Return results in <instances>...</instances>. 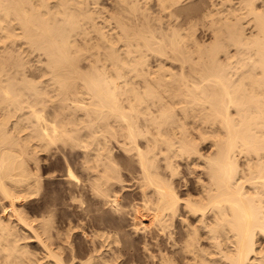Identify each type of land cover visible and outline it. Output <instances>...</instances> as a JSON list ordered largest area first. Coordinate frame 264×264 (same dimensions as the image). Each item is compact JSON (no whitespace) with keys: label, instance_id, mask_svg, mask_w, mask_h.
<instances>
[{"label":"bare ground","instance_id":"obj_1","mask_svg":"<svg viewBox=\"0 0 264 264\" xmlns=\"http://www.w3.org/2000/svg\"><path fill=\"white\" fill-rule=\"evenodd\" d=\"M90 1L0 0V47L11 48L8 66L0 59V264L128 261L127 238L116 229L88 232L75 220L55 228V208L31 220L18 207L40 194L37 154L54 149L78 206L89 207V190L118 220L133 216L135 233L165 237L168 247L153 243L150 264H264V0H210L197 28L211 41L187 25L176 43L157 32L159 41L148 19L136 29L120 15L118 27L106 29ZM159 1L172 13L182 0ZM191 43L197 62L184 47ZM30 49L45 57L39 73L26 68ZM149 51L191 69L177 75L167 59L154 68ZM79 157L85 181L73 167ZM182 161L193 173L202 168L195 185L181 182ZM132 190L137 196L126 202ZM79 227L90 238L85 258L72 239ZM143 236L147 249L153 240ZM31 238L41 255L29 248Z\"/></svg>","mask_w":264,"mask_h":264},{"label":"rangeland","instance_id":"obj_2","mask_svg":"<svg viewBox=\"0 0 264 264\" xmlns=\"http://www.w3.org/2000/svg\"><path fill=\"white\" fill-rule=\"evenodd\" d=\"M95 1L98 2V0H95ZM137 1L136 0H130V3L128 5H126V6H124L126 8H123V4H121L118 0H99V2H98L99 5L97 4V2L94 3V1H93L92 2L93 4L91 3L92 4L91 6H93L92 10L95 7L94 8V12H97V14H98V18H96L98 24L100 23V24H102V26L105 25L107 27L106 29H109V30H111L112 28H114V29L116 28V25H117L116 22L118 23L117 18H118V16L122 15V19L125 20V21L128 20L127 22L130 23L129 25H131V26L135 25L136 29L147 28L146 25H147L148 22H149V26L150 25L152 26V24H153L152 28L154 30L153 29L152 30L154 31V33L156 31V36L159 38V41H161L162 39L164 41H166V39H167L166 42H168L170 40V38L172 37L171 40L174 38V40H175L174 43H176L177 42L176 39L179 40L181 38L180 35H182L187 29H189L191 27L195 31L194 33L197 36L198 40H200V37H204L202 39H206L207 41L208 40L211 41L210 40L211 39V35L210 36H206V37L205 36H201L203 34V32H202L201 29H198V28H201L200 25H198V24H200V22H198V20H200V19H198V18H200L203 8L205 6H207L206 4H208L210 0H207V1H205V0H182L179 5H176V6L173 5L172 6V13H169V12L164 11L163 9H161V7H160L161 5H159V3H160L159 0H139L138 2ZM219 1L220 0H217V2H219ZM210 2L211 3H214V2L216 3V0H211ZM133 3H134V5H133ZM211 3H209L208 5H210ZM95 4H97V5H95ZM116 4H117V6H116ZM133 6H135L137 9L134 10ZM146 6L148 8L147 10H146ZM139 8H140L141 11L139 10ZM123 9H127V10H123ZM116 10H118V11H116ZM171 14H173V15H171ZM114 16H115V18H114ZM124 16H126V17L124 18ZM146 19H148L149 21H147ZM109 20H110V22H108L109 24H105ZM145 20L147 22H145ZM101 21L102 22L105 21V22L102 23ZM140 21H142V22H140ZM138 22L140 24H142L143 27L139 26L140 28H138V25H140ZM143 22L146 23L145 26H144L145 23L143 24ZM135 23H138V24H135ZM190 23H192V24L196 23L197 26L196 25H192ZM187 25L189 26V28H188ZM117 27H118V25H117ZM155 27H156V29H155ZM157 27H159V28H157ZM179 28H181V29H179ZM184 28H185V30H184ZM176 29H177V31H174ZM196 29H197V33H196ZM159 30L161 32H159ZM180 30H182V31H180ZM157 32H158V34L160 33L159 36L161 35V38L163 37L162 39L158 36ZM165 32H166V36H164ZM168 33H169V35H167ZM180 33H182V34H180ZM185 33L182 35L183 37H184ZM170 34L172 35L171 37H170ZM171 40L169 42H171ZM200 41L202 42V40H200ZM187 44H189V43H187ZM187 44H186V46H184L185 49H187V51H188V48H189V50H192L191 55L197 56L196 58L192 56L193 59L195 58L196 60L195 59L194 60L197 62L198 54L196 52L197 50H195L196 48H194L195 47L194 44L193 43L190 44L191 46L193 45L192 49L190 47H188L190 45H187ZM0 45H3V44L0 43ZM174 45H176V44H174ZM3 49H5L3 46H2V48L0 47V52L2 50V52L5 53V55L1 52L2 54H0V59L2 57H3L1 59L2 61L4 59H6V60H4L2 62V65L4 64V66H6V64H7V57L6 56H9V52H10L11 48L10 49H5V50H3ZM6 50L7 51L9 50V51L7 52ZM30 50H32V49H30ZM30 50L27 51V54L25 53L26 55L29 54L28 55L29 57L26 56L25 54L23 55V57L25 59L24 60L25 63H27L26 60H28V58H29V60L31 59V61L30 62L28 61V63L26 64L27 65L26 68L32 66L33 68H31V71L34 72V73H36V72L39 73L38 67H40L41 65L46 64L45 57H44V59L42 61L43 55L41 57L39 56L40 51L38 52L37 50H32V51H30ZM193 50H194V53H193ZM6 53H8V55ZM189 53H190V51H189ZM149 54H150L149 55L150 65H152V66L155 65V67L153 66L154 68H157L158 64H160L161 62L164 63V61L167 59L164 64L167 65L168 69L172 68L173 71H175V73H177V75H180L179 72H181V68H183V67L187 68V70H185L186 72L188 70L190 71V69H191V64L188 65L183 60H177L176 59L175 62H174L173 61L174 58H172L173 56L171 57L172 59H170V58H166V57H164V56H162V55H160V54H158L156 52H153V51L152 52L149 51ZM150 57H151V59H150ZM159 59H161L160 62H159ZM5 61H6V63H4ZM32 61L34 62V64H33ZM152 62H153V64H151ZM196 62H193V60H192V63H196ZM184 63L187 64L188 66L185 65ZM33 65H35V68H34ZM156 65H157V67H156ZM7 66H8V64H7ZM189 67H190V69H188ZM36 68H37V71H36ZM172 69H171V71H172ZM189 77H191L193 79L192 76H189ZM34 78H36V79H34ZM34 78L30 77V79L33 80L34 82H36L37 80H38V82H40L44 77H41V78L40 77H34ZM27 110L28 109H26V111ZM13 119L15 120V118H13ZM188 120H190L188 122V127L192 128V126L195 125L194 122L192 121L193 119L189 118ZM190 123H192L191 124L192 126H190ZM54 150H52L53 152H49V153L48 152L46 153V151H42V153L39 152L37 154V156H38L37 158H41L42 159V160L37 159V161L40 162L39 163L40 165L38 164L41 167V168L39 167L40 168V172L42 173V174L41 173L40 174L42 175L43 183H45V185L42 184V186H41L42 188L40 189V194L39 193L37 195L33 194L32 196L27 197L26 200H21V201H19L17 203L19 208L23 209L22 206H24L25 214L27 216L31 217L30 218L31 220H33V218L35 220V219H37V217L39 218V216L41 217V213H42L41 211H44V210L46 211V209H50V208L53 207L52 208L53 210L55 208V211L53 213V216H54L53 220H54L55 228H56V226H57V228L62 227V226L65 227V225H67L66 223H69L70 221L73 222V220H75V223L79 222L77 224H80V225H83L82 224V222H83L85 230L88 231V232L92 231L93 229H103L105 231H109V230L111 231V230L116 229V230H118L121 233L122 238H124V237L127 238L126 239L127 240L126 246L128 248L127 252H129V253L123 254V256H122V258H124V260H128L125 264H150L151 259L149 258L148 255H150L152 252L156 254V250H155L156 245H154V244L159 243L160 246H163L162 248L168 247L169 244H168V242H166L165 237L163 238V236H161L162 238H160V236H158L160 238L159 239L160 241L159 240L157 241V239L154 240L152 238V236H153L152 234H150L151 236L149 238V234L147 233V232H149V230L146 231L145 234L144 233H135L134 232L135 230H134L133 226L138 221L133 219L134 218L133 216L126 215L122 220H118L117 217H116L117 215L108 206H106V205L103 206L98 201V199H96V197L93 196L91 191L89 192V190L86 191L87 192V194H86L87 196L84 195V198H83L86 201L87 206H89V207L87 209H84V208L78 206L79 205V201L71 200L70 195H69L71 193H70V190H69V185H70L69 181L70 180L67 178V175H66L67 174V168H66L67 165L64 164L65 161H64V158L61 156L60 152H58L56 150L58 152L57 153ZM55 152L57 154H55ZM67 152H69V150H67ZM53 153H54V155H53ZM55 155H57V156H55ZM46 157L48 158L47 160H46ZM119 159L122 162V164H124L123 165L124 169H126V165H125L126 159H125V157L121 155L119 157ZM75 160H77V161H75ZM75 160H74L75 163L73 162V167H74L75 173L77 174L78 177H80L81 181L82 180L85 181L86 179H84V178H86L85 177L86 174L82 171V169L79 166L80 157L76 158ZM32 164L33 163H31V168L33 169L32 166H34V171H35L36 170V165H34V164L32 165ZM186 165L187 164L185 163V161L181 162V166H180L181 174L179 176L181 178V182L184 181V180H187L189 182V184L192 183L190 185H195L194 181L197 180V178H198L197 176L198 175L204 177V173L202 172V168H198V171L196 170L197 172L193 173V171L191 169H188L190 167L189 166L187 167ZM51 175H53V176H51ZM128 178H129V176H128ZM67 183H68V185H67ZM64 185L67 186V187H65ZM180 190L182 192L181 195L183 197H185L184 195L186 194L187 190H184L183 186H181ZM89 193H91V194H89ZM124 194L126 196L125 197L126 202L128 200H131L132 197L137 196L136 190L126 191ZM90 196H92L94 198H91ZM4 202H5V205H8L6 200L2 201V203H4ZM8 206H6L7 207L6 211H8L9 208H10V207L8 208ZM2 209H3L2 206H0V217H2L3 215L5 216V214H6V212L4 213L5 209H3V210ZM33 212H34L35 216L32 214ZM83 214L87 215V217L85 219H84L85 216ZM82 217H83L84 221H82ZM144 222L145 223H149V220H145ZM33 224L36 225V222L33 221ZM99 227H102V228H99ZM176 230L178 231V234L176 236H177V238H179L180 237L179 236V229L177 228ZM146 234L148 235L147 240H148V238L150 240H153V242H151L152 244H150V242H149V248H147V249H145L144 246H143L144 245L143 241H144V238H145V236H143V235H146ZM142 236L144 238H142ZM32 239L35 240L34 238H31V239H28L31 242L27 241V242H29V244H28L29 248L31 250H35L36 254H37V252H39L40 255H41V252H43L42 249L40 248L39 244H37L36 240L34 242V241H32ZM72 239H73L74 244L81 248L80 250H81L82 256H84V258H85V256H87V253H88L87 250H88V248H90V245H89L90 244L89 243L90 242L89 241L90 238L84 236V234L82 233L81 227H79V228H77L76 232H74V235H73ZM258 242H259V245L261 244V246L264 248V237L259 236L258 237ZM152 245H154V247H152ZM85 253H86V255H84ZM82 256L80 255V257H82Z\"/></svg>","mask_w":264,"mask_h":264}]
</instances>
